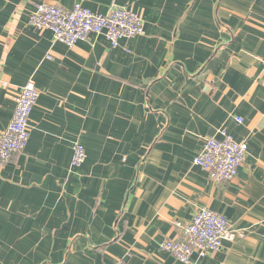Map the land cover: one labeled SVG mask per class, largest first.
<instances>
[{
	"label": "crops",
	"instance_id": "obj_1",
	"mask_svg": "<svg viewBox=\"0 0 264 264\" xmlns=\"http://www.w3.org/2000/svg\"><path fill=\"white\" fill-rule=\"evenodd\" d=\"M42 3L123 7L144 34L68 48L29 25ZM29 80L27 146L0 166V264H181L160 244L203 208L241 237L189 264H264V0H0V133ZM221 129L248 145L227 183L193 165Z\"/></svg>",
	"mask_w": 264,
	"mask_h": 264
},
{
	"label": "built area",
	"instance_id": "obj_2",
	"mask_svg": "<svg viewBox=\"0 0 264 264\" xmlns=\"http://www.w3.org/2000/svg\"><path fill=\"white\" fill-rule=\"evenodd\" d=\"M29 25L38 31L48 30L55 41L68 48L86 41L90 35L103 36L111 48H117L123 39H131L144 34L142 19L123 7H114L106 15L90 12L80 4L71 9L42 3L34 7L29 15ZM0 86L7 83L0 81ZM39 93L32 80L20 88L13 98L14 111L6 129L0 133V166H5L12 157L22 152L29 140V120ZM241 123L240 119H237ZM248 153L246 142H238L221 129L217 137L205 138L200 152L193 159V165L207 174L216 183L233 181ZM84 147L73 146L72 167L80 166L85 160ZM182 239L165 240L160 250L170 254L175 261L189 264L193 257L204 258L209 253H217L223 242H233L241 233L230 228L227 219L218 213L203 208L197 211L191 221L178 225ZM264 242V231L262 233ZM115 264H128L118 261Z\"/></svg>",
	"mask_w": 264,
	"mask_h": 264
}]
</instances>
